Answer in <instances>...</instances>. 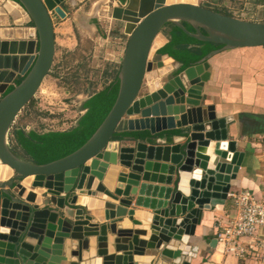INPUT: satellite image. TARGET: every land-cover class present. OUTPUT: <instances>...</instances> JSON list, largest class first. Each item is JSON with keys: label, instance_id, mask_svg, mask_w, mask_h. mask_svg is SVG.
Masks as SVG:
<instances>
[{"label": "water", "instance_id": "obj_1", "mask_svg": "<svg viewBox=\"0 0 264 264\" xmlns=\"http://www.w3.org/2000/svg\"><path fill=\"white\" fill-rule=\"evenodd\" d=\"M17 1L31 19L37 41L26 48L24 42H0V57L5 56L0 68L12 64L23 77L5 95L11 80L0 85V163L12 171L0 182V264H62L67 260V239L72 264H80L90 259L91 236L97 237L96 264L99 259L100 264H152L156 255L171 263L189 256L187 239L202 211L225 203L229 182L244 158L236 141L229 140L233 118H216L213 107L205 112L201 105L209 60L223 51L264 46V22L221 14L196 2L164 5L152 0L145 8L125 12L127 16L125 9H114L112 17L128 36L116 100L78 150L37 165L12 150L9 132L52 69L55 36L50 14L60 13L63 2L71 0ZM130 3L125 1L123 7ZM167 25L221 47L179 73L169 66L171 61L166 82H154L144 92V84L152 81L150 73L164 75L167 55L152 51V46ZM7 55H25L20 59L28 61V67L16 68V57ZM3 75L6 72L0 73V83ZM175 128L180 135L156 136ZM144 131H149L148 137H143ZM129 132L139 134L116 136ZM28 178L32 180L26 189L22 183ZM100 209L105 210L107 224H95L85 214ZM108 232L115 236L114 250L120 255L108 254ZM147 250L156 254L146 255Z\"/></svg>", "mask_w": 264, "mask_h": 264}, {"label": "crops", "instance_id": "obj_2", "mask_svg": "<svg viewBox=\"0 0 264 264\" xmlns=\"http://www.w3.org/2000/svg\"><path fill=\"white\" fill-rule=\"evenodd\" d=\"M83 1H64L61 9H59L60 13L52 12L50 14L55 36L54 63L57 62L58 65L62 66L66 64L70 67L71 60H67L68 56L77 55L82 58L88 48L82 47L81 43L86 39L89 42H94L93 49L89 50V57H93L92 62L95 60L99 63L101 62L102 65L104 62L106 64L109 63L111 66L110 70L105 72L103 76L114 77L113 75L118 74L120 60L124 54L128 36L125 35L123 28L119 34L112 38L108 37V32H106L108 34L101 32V34L95 35L96 24L90 19L96 4H93L89 10L85 11V4H82ZM248 6V8H244L248 17H245L244 14L235 17L251 22H264V0H251V4ZM120 25L122 26V24ZM169 31L170 29L164 28L158 35V38L163 43L157 50L168 42ZM4 41L24 42L25 48L29 42L37 41L36 30L28 14L18 3L11 0H0V42ZM37 48L38 44L36 43L34 52L37 51ZM65 55H67L65 57L66 61H63L62 59ZM7 56H10L9 58L16 57V68H23L24 71L28 67L29 62L21 61L20 59L25 55ZM4 57H0V64L5 63ZM164 60L165 65L173 61L169 66H172L173 70H177V73L181 72L182 65L180 63L175 62L168 56L164 57ZM74 63L78 64L75 67H83L81 62L74 61ZM172 67L165 66L163 76L159 75L160 71L150 73L149 78L152 81L145 83L142 91L145 92L146 87L154 84V82L164 84L167 76L172 71ZM2 72H6L7 75H3L0 85L4 84L7 79L11 80L10 83H7V90L13 88L17 84V80L22 78L13 69L12 64L8 68H0V73ZM208 72L209 78L204 83L201 92V105L205 112L208 106L213 107L216 118H233L234 121L229 127V140H235L237 150L244 153L242 164L236 173L235 179L229 182V194L247 190L256 198H261L264 196V46L220 52L209 60ZM112 81L111 79L108 83ZM80 113L82 115L84 112L80 111ZM28 128L26 127V129ZM12 129L9 132V142L12 136ZM141 133L146 137L149 136V131ZM131 134L137 135L139 132H132ZM124 135L128 136L127 134ZM178 135H180V129L175 128L174 130L161 131L156 136L164 138ZM117 169L120 170L119 167ZM78 195L80 198L75 206L77 209L81 199V195ZM133 208L137 212L152 213L149 209ZM104 212V209H100L92 212L88 211L85 214L92 217L91 222L103 225L108 223L105 220ZM233 214L234 207L229 198L226 199L224 204L216 205L210 210H203L200 222L194 229V234L187 239L186 244L190 247L191 254L171 263L162 261L156 255L152 264H184V262L188 264H238V259L232 254H226L224 244L217 240L219 228L227 225L229 218ZM133 228L134 230H144L146 227ZM149 236L150 231L144 238L148 240ZM107 237L108 254L120 255L114 250L115 236L108 232ZM256 237L258 247H260L256 249V254L260 257V264H264V250H262L264 248V227L260 228ZM96 238V236L88 238L90 259L80 264H96L98 259L96 255ZM69 244L70 239L65 240V247H67V250L65 248V256L67 260L62 264H72L74 262V259L70 256V249H68ZM72 244H77V241H72ZM171 244L174 245L176 243L172 242ZM153 254H156V252L146 251V255Z\"/></svg>", "mask_w": 264, "mask_h": 264}, {"label": "rangeland", "instance_id": "obj_3", "mask_svg": "<svg viewBox=\"0 0 264 264\" xmlns=\"http://www.w3.org/2000/svg\"><path fill=\"white\" fill-rule=\"evenodd\" d=\"M154 1L169 5L159 0ZM194 2L199 6L233 17L242 16L243 14L248 17L244 8H248V5L251 4V0H184V2L173 0L170 4H194ZM82 4H85V11L89 10L93 4H96L90 19L96 24L94 34L109 33L108 37L111 38L119 34L122 28L124 31L120 21L112 17L113 10L123 8L125 11L129 9L133 12L135 11L129 5L124 8V4H120L117 0H84ZM90 42L84 39L83 43H81L82 47L88 48L82 58L77 55L67 57L68 61L71 60L70 67L66 64L62 66L58 65L57 62H53L50 73L46 76L40 90L36 93V98L34 97L30 101L31 103L29 102L21 110L13 126L23 125L25 128L29 127L28 130L33 129L42 132L49 130L63 131L75 124L76 120L81 116L82 103L88 98V95L104 88L109 84V80H114L113 77L105 76V78L103 76L105 72L110 70L111 66L109 63L106 64L104 62L102 65L101 62L99 63L95 60L92 62L93 57H89V50L93 49L94 42ZM91 44L92 46H90ZM66 56H63V61H66ZM74 61L81 62L83 67H75L78 64L76 65ZM11 176L12 174L2 181L8 180Z\"/></svg>", "mask_w": 264, "mask_h": 264}, {"label": "trees", "instance_id": "obj_4", "mask_svg": "<svg viewBox=\"0 0 264 264\" xmlns=\"http://www.w3.org/2000/svg\"><path fill=\"white\" fill-rule=\"evenodd\" d=\"M11 1L19 4L17 0ZM118 1L123 4L126 0ZM184 25L189 31H193L189 25ZM166 28L170 29L169 39L158 50V53L167 55L175 62L180 63L182 65L181 71L196 64L209 52L221 47L190 38L176 26L167 25ZM113 78L114 80L104 88L88 95V98L82 103L81 111L84 113L77 119L75 125L67 130L39 132L33 129L28 130L23 125L15 126L10 137L12 150L25 160L37 165L48 164L78 150L101 125L116 100L118 93L117 73ZM22 79L23 77L19 78L17 84ZM12 89L7 90L4 95ZM131 133L116 134V136L133 135ZM143 137L146 136L143 134Z\"/></svg>", "mask_w": 264, "mask_h": 264}, {"label": "built area", "instance_id": "obj_5", "mask_svg": "<svg viewBox=\"0 0 264 264\" xmlns=\"http://www.w3.org/2000/svg\"><path fill=\"white\" fill-rule=\"evenodd\" d=\"M227 198L233 203L234 214L227 225L219 228L217 240L224 244L226 254L238 259V264H260L256 236L264 227V196L256 198L244 190L228 193Z\"/></svg>", "mask_w": 264, "mask_h": 264}, {"label": "bare ground", "instance_id": "obj_6", "mask_svg": "<svg viewBox=\"0 0 264 264\" xmlns=\"http://www.w3.org/2000/svg\"><path fill=\"white\" fill-rule=\"evenodd\" d=\"M160 2H165L167 4H170L173 0H159ZM180 2H184V0H179ZM150 3V0H131V3L129 4L130 7H132L134 10H139L140 7H146L148 6ZM192 4V3H190ZM195 4V2H194ZM142 8V10L144 9ZM125 12H128V13H133V11H131L130 9L129 10H126ZM125 16H127L125 14ZM127 22V21H125ZM128 23V22H127ZM129 24V23H128ZM163 41L161 39H159L158 37L155 39L154 43H153V46H152V51H155L157 50L161 45H162ZM170 63H167L166 65H169ZM12 174V171L11 169L8 167V166H5V165H2L0 163V181L2 180H5L6 178H8L10 175ZM32 178H28V179H25L22 183V185L28 189L29 188V184L31 182ZM37 194L41 191L37 190L36 191ZM98 263L97 264H100V259L97 261Z\"/></svg>", "mask_w": 264, "mask_h": 264}]
</instances>
